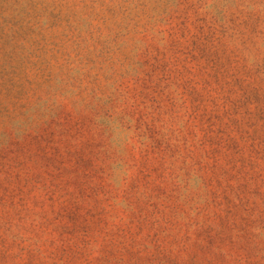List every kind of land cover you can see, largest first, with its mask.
<instances>
[{
	"label": "rangeland",
	"instance_id": "obj_1",
	"mask_svg": "<svg viewBox=\"0 0 264 264\" xmlns=\"http://www.w3.org/2000/svg\"><path fill=\"white\" fill-rule=\"evenodd\" d=\"M0 264H264V0H0Z\"/></svg>",
	"mask_w": 264,
	"mask_h": 264
}]
</instances>
